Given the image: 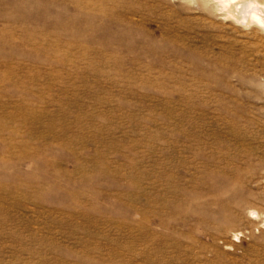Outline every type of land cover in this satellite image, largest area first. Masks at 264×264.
I'll return each instance as SVG.
<instances>
[{
  "label": "rangeland",
  "instance_id": "obj_1",
  "mask_svg": "<svg viewBox=\"0 0 264 264\" xmlns=\"http://www.w3.org/2000/svg\"><path fill=\"white\" fill-rule=\"evenodd\" d=\"M0 264H264V30L0 0Z\"/></svg>",
  "mask_w": 264,
  "mask_h": 264
},
{
  "label": "bare ground",
  "instance_id": "obj_2",
  "mask_svg": "<svg viewBox=\"0 0 264 264\" xmlns=\"http://www.w3.org/2000/svg\"><path fill=\"white\" fill-rule=\"evenodd\" d=\"M213 2L218 11H222L231 20L244 26L254 24L264 30V2L258 0H213Z\"/></svg>",
  "mask_w": 264,
  "mask_h": 264
}]
</instances>
